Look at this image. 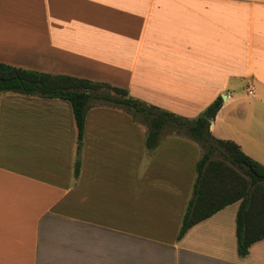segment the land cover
Instances as JSON below:
<instances>
[{
  "label": "crops",
  "instance_id": "1",
  "mask_svg": "<svg viewBox=\"0 0 264 264\" xmlns=\"http://www.w3.org/2000/svg\"><path fill=\"white\" fill-rule=\"evenodd\" d=\"M0 63L125 89L264 166V0H0ZM251 91L252 94H248ZM91 100L77 159L68 102L0 94V264H264L231 204L177 240L200 146Z\"/></svg>",
  "mask_w": 264,
  "mask_h": 264
},
{
  "label": "trees",
  "instance_id": "2",
  "mask_svg": "<svg viewBox=\"0 0 264 264\" xmlns=\"http://www.w3.org/2000/svg\"><path fill=\"white\" fill-rule=\"evenodd\" d=\"M112 90L117 97L103 94ZM13 93L26 97L58 99L69 103L76 129L77 159L74 175L79 173V152L88 105L102 100L142 118L149 132L146 147L153 149L162 134L183 135L200 146L202 156L196 163L193 197L182 217L177 240L194 225L223 208L238 203L235 216L237 254L248 255L250 246L264 239V166L245 155L232 141L216 139L210 133V122L200 116L182 118L174 113L145 104L129 96L125 89L105 83L66 75L28 71L0 63V94ZM222 105L217 97L203 112L212 119ZM215 155L218 159L213 158Z\"/></svg>",
  "mask_w": 264,
  "mask_h": 264
},
{
  "label": "rangeland",
  "instance_id": "3",
  "mask_svg": "<svg viewBox=\"0 0 264 264\" xmlns=\"http://www.w3.org/2000/svg\"><path fill=\"white\" fill-rule=\"evenodd\" d=\"M101 92H102L103 94L110 95V96H113V97H117V96H118V95H116V93H114L112 90H110V89H108V88H102V89H101ZM100 101H102V100H100ZM102 102H103V101H102ZM106 103H108V102H106ZM109 104H111V103H109ZM111 105H113V104H111ZM138 121L140 122V124H141L142 126L148 128L147 124L142 120L141 117H139V120H138ZM210 133H211V132H210ZM164 134H165V135H170V136H184L183 133H182V135H176V133L169 132V130H166V131L164 132ZM211 134H212V133H211ZM212 135H213V134H212ZM213 158L218 159L219 156L215 155Z\"/></svg>",
  "mask_w": 264,
  "mask_h": 264
},
{
  "label": "water",
  "instance_id": "4",
  "mask_svg": "<svg viewBox=\"0 0 264 264\" xmlns=\"http://www.w3.org/2000/svg\"><path fill=\"white\" fill-rule=\"evenodd\" d=\"M200 117L203 118V119H206L209 122L212 121V118L210 116L206 115V114H201Z\"/></svg>",
  "mask_w": 264,
  "mask_h": 264
},
{
  "label": "built area",
  "instance_id": "5",
  "mask_svg": "<svg viewBox=\"0 0 264 264\" xmlns=\"http://www.w3.org/2000/svg\"><path fill=\"white\" fill-rule=\"evenodd\" d=\"M248 94H250V95H251V94H252V92H251V91H248Z\"/></svg>",
  "mask_w": 264,
  "mask_h": 264
}]
</instances>
